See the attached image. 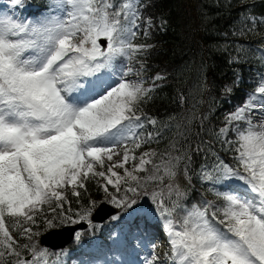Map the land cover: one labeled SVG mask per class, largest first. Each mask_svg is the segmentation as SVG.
I'll use <instances>...</instances> for the list:
<instances>
[{"label":"snow or ice","instance_id":"snow-or-ice-1","mask_svg":"<svg viewBox=\"0 0 264 264\" xmlns=\"http://www.w3.org/2000/svg\"><path fill=\"white\" fill-rule=\"evenodd\" d=\"M192 2L190 36L219 39L195 40L201 99L160 119L146 109L168 75H148L155 45L146 39L170 20L162 14L157 25L148 14L155 0H48L35 15H24L26 0H0V264H63L67 251L41 246V229L57 221L95 228L91 207L67 213L68 193L80 198L97 177L119 209L113 244L128 250L132 235L134 258L119 264H264V0H213L215 13ZM220 18L231 23L216 25ZM206 51L227 53L229 65L257 62L255 87L222 119L215 97L200 110L212 90ZM233 76L221 88L228 102L243 82L235 68ZM178 99L183 107L187 96L178 91ZM164 139L163 150L137 156ZM144 197L152 207L141 206ZM134 213L145 221L135 231ZM152 220L166 237L163 253Z\"/></svg>","mask_w":264,"mask_h":264},{"label":"trees","instance_id":"trees-1","mask_svg":"<svg viewBox=\"0 0 264 264\" xmlns=\"http://www.w3.org/2000/svg\"><path fill=\"white\" fill-rule=\"evenodd\" d=\"M3 2H7V0H3ZM203 2L204 6L210 12L215 13L221 11V9L212 6L213 0H203ZM26 3L29 4L27 11H29L30 8L39 11L46 9L48 0H26ZM238 11V8L233 9L232 19L235 18ZM148 14L155 18L157 25L159 24V17L162 14L170 20V26L167 30L153 29L152 35L149 38L146 39L143 36L138 38V42H145L146 39L147 43L155 45L148 61L150 66L148 75H154L156 72H164L168 75L167 86L158 92L155 102L146 109L150 115L164 119L166 115L172 113L187 112L194 103L201 99L199 89L197 88L198 74L196 71V65L193 64L194 60L197 64L199 63V56L196 55L197 45L195 40L203 38L204 43L207 44L213 39H219V37H204L203 33L197 35L195 39L190 36V30L185 26L188 25L196 15L195 6L192 0H155V7L149 9ZM214 23L216 25L227 27V25L231 23V19L225 20L220 18L215 20ZM205 57L208 59L209 63L214 65V67L210 68L208 72V82L210 86H212V90L203 94V104L200 105V110L206 111L209 105L213 103L212 97H215V104L217 106L216 116L222 119L223 114L226 111L234 110L237 105L242 104L245 100L246 92L255 87V84L250 83L249 81L250 79H258L256 76L258 70L257 62L250 61L239 65H229L227 53L220 54L211 51H206ZM234 68L238 70L239 74L242 76L243 82L240 84V87L235 90L234 94L229 97L230 102H228V100H225L222 97L221 88L224 84L230 83L234 78ZM259 70L264 71V69ZM178 91L183 92L187 96V101L183 107H181L178 99ZM165 135L168 138H171L172 133L167 132ZM167 143L168 140L164 139L159 144L151 143L144 145L141 149L136 151V154L139 156L141 152L147 151L149 148L163 150ZM98 180L100 181V184L97 183ZM103 183L104 181L99 177L90 178L87 182L88 191L84 192V190L81 189L82 196L80 198L73 197L70 194L69 200L71 201V208L73 211L68 212L67 214L73 215L76 210H79L82 207H91L93 213L102 201L108 202V200L105 199V194L101 187ZM194 183H196L198 191L204 190L201 188L199 182L194 181ZM109 189L112 190V186L109 187ZM129 195H131V193H129ZM206 198L214 199L211 194L207 195ZM92 200L96 201L95 207H92L91 205ZM141 206L144 208L152 207L151 202L147 197L142 198ZM67 209L68 204L66 203L64 211L67 212ZM57 211L60 210L58 209ZM45 214L49 216L52 215L47 209H45ZM11 223L12 221L9 220L8 224L10 225ZM56 223L58 226L54 228L72 224H59L58 221ZM93 224L96 226L95 228L89 226L86 230L81 232L82 236L79 242L75 239L71 245L68 246L74 249L76 246L74 255L70 254V260L76 258L74 264L81 263V257L89 246H104L109 243L112 244L110 233L114 230L117 231V228H119V225H113L111 218L105 223ZM47 230H44L43 228L41 229L42 233ZM38 239L40 242V237ZM41 246L43 245L41 244ZM48 249L54 253L59 251H54L50 248ZM51 259L56 260L57 256L54 255Z\"/></svg>","mask_w":264,"mask_h":264},{"label":"water","instance_id":"water-1","mask_svg":"<svg viewBox=\"0 0 264 264\" xmlns=\"http://www.w3.org/2000/svg\"><path fill=\"white\" fill-rule=\"evenodd\" d=\"M116 212V208L112 207L106 202L100 204L93 215L95 222H104ZM87 224L84 222L76 225H67L62 228H57L44 234L42 243L52 248H62L72 242L74 235L78 229L86 228Z\"/></svg>","mask_w":264,"mask_h":264},{"label":"rangeland","instance_id":"rangeland-1","mask_svg":"<svg viewBox=\"0 0 264 264\" xmlns=\"http://www.w3.org/2000/svg\"><path fill=\"white\" fill-rule=\"evenodd\" d=\"M25 15H28V14H25ZM31 15H35L34 13H32ZM121 158H122V156H121ZM115 159V158H114ZM108 162H106V164H107ZM131 161L127 164V165H125L126 167H131ZM118 171H120L121 172V174H122V170L123 169H117ZM109 187H111V186H109ZM71 193L69 192L68 193V195H70ZM93 211V210H92ZM93 214V213H92ZM92 214H91V217L90 218H93V216H92ZM138 216L140 215V214H137ZM136 215V216H137ZM92 220V219H91ZM83 222H86L87 224H88V221H83ZM93 223H95L94 221H92ZM140 225H142V224H140ZM143 227H144V225H143ZM152 227H150V230L152 231V229H151ZM84 230V229H83ZM80 231H82V230H80ZM80 231H78V232H80ZM119 231V230H118ZM153 232H156V234L160 237V240H159V243H160V247H158V249H157V251H159L160 253H163L164 251H162V249H163V247H164V245H165V243H166V237L163 235V233L162 232H159V230L157 229V230H154ZM44 233V232H43ZM42 233V234H43ZM137 236L139 235V233L137 234V233H135ZM130 243H131V246H132V243H133V240L131 239L130 240ZM45 247V246H44ZM129 249L130 248H128V250H126V253L124 254L125 256H124V258L123 259H120V254H122V250H125L124 248H121V249H119V252L117 253V254H115V258H114V264H119V261H121V260H124V259H126V258H134V257H132L131 255H129ZM67 253H68V255H66V256H64L65 257V262L68 260V258H69V252L67 251ZM114 252L112 251V254H113ZM85 260H87V255H85ZM84 260V261H85ZM90 263V262H89ZM90 264H93V263H90Z\"/></svg>","mask_w":264,"mask_h":264}]
</instances>
